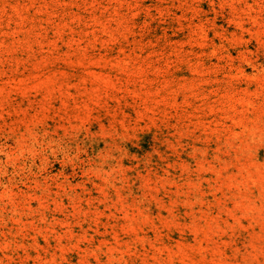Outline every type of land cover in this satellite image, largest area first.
Segmentation results:
<instances>
[{
  "label": "rangeland",
  "instance_id": "obj_1",
  "mask_svg": "<svg viewBox=\"0 0 264 264\" xmlns=\"http://www.w3.org/2000/svg\"><path fill=\"white\" fill-rule=\"evenodd\" d=\"M0 264H264V0H0Z\"/></svg>",
  "mask_w": 264,
  "mask_h": 264
}]
</instances>
